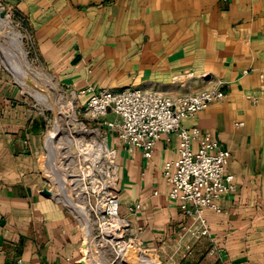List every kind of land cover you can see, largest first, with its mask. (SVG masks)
Here are the masks:
<instances>
[{
  "label": "crops",
  "instance_id": "crops-1",
  "mask_svg": "<svg viewBox=\"0 0 264 264\" xmlns=\"http://www.w3.org/2000/svg\"><path fill=\"white\" fill-rule=\"evenodd\" d=\"M0 1L23 19L56 80L76 92L140 88L176 97L222 87L224 100L183 121L209 130L232 154L228 171L237 187L221 199V212L205 209L210 233L185 236L191 218L169 198L162 172L178 156L175 133L162 137L151 158L111 135L120 215L169 264H264V0ZM4 64L0 264H84L73 217L44 193L42 125Z\"/></svg>",
  "mask_w": 264,
  "mask_h": 264
},
{
  "label": "built area",
  "instance_id": "built-area-1",
  "mask_svg": "<svg viewBox=\"0 0 264 264\" xmlns=\"http://www.w3.org/2000/svg\"><path fill=\"white\" fill-rule=\"evenodd\" d=\"M19 19L20 24L25 25L23 19ZM26 34L30 47L34 50L33 36L30 32ZM74 94L73 97L76 98L87 97L83 105L77 102L78 114L95 121L96 124L90 129H87L83 120L77 124L84 132H98L99 140L93 144L98 146L97 155L103 156L107 162L106 174H112L114 181L120 176V164L118 149L110 143L112 134H116L130 153L141 150L146 158L153 156L156 145L163 136L169 137L173 133L177 135L178 156L176 159L167 160L162 172L169 184L168 195L191 218L183 228L185 236L198 239L209 234L210 228L204 216L205 209L221 212V199L237 187L235 175L228 171L232 154L229 149L220 147L218 140L209 130L203 131L197 126L187 128L183 121L194 117L212 103L224 100L227 96L224 89L213 87L172 97L140 88L113 91L109 88L97 90L89 86L86 90ZM252 100L258 103L257 98ZM109 113H114L119 119H106ZM118 192L115 188L108 192L102 210L104 216L111 220V224L116 223V230L122 229L121 234L129 231L142 245L140 229L132 228L130 221L120 215ZM133 209L130 208L131 211ZM13 264H23V259H18Z\"/></svg>",
  "mask_w": 264,
  "mask_h": 264
},
{
  "label": "rangeland",
  "instance_id": "rangeland-1",
  "mask_svg": "<svg viewBox=\"0 0 264 264\" xmlns=\"http://www.w3.org/2000/svg\"><path fill=\"white\" fill-rule=\"evenodd\" d=\"M27 32L28 27L20 24L16 13L0 1V61L8 66L16 63L11 70L16 83L23 89L26 103L42 125L41 168L50 197L66 207L77 225L83 263L169 264L158 251L140 245L129 231L121 234L122 229L116 230V223L111 224L104 216L102 210L108 192L114 188L120 192V176L114 181L112 174H106L107 162L97 155L98 146L93 144L99 140L98 132H84L77 124L83 120L87 129L96 124L78 114L77 102L83 105L84 99L73 97L74 92H78L56 80L30 47ZM18 71L26 75V79L19 78ZM39 93L44 100L37 96Z\"/></svg>",
  "mask_w": 264,
  "mask_h": 264
},
{
  "label": "bare ground",
  "instance_id": "bare-ground-1",
  "mask_svg": "<svg viewBox=\"0 0 264 264\" xmlns=\"http://www.w3.org/2000/svg\"><path fill=\"white\" fill-rule=\"evenodd\" d=\"M3 24V23H2ZM19 38L21 37V36H18ZM26 58V57H25ZM9 60V59H8ZM26 61H27V59H26ZM11 62V61H10ZM14 66H16V63H11L10 65H9V68L13 71V67ZM17 66H18V64H17ZM17 73H20V76H19V78L21 77V79H26V75H23L22 74V72L21 71H18ZM40 94V93H39ZM39 94H37V96H39V98H41V99H43L44 100V96H42L41 94L39 95ZM70 141V140H69ZM90 240V239H89ZM91 242V241H90ZM132 254V253H131ZM135 258V257H134ZM124 259H126V258H124ZM128 259V258H127ZM141 259V258H140ZM140 259H136L137 261H139L140 262ZM151 264V263H150Z\"/></svg>",
  "mask_w": 264,
  "mask_h": 264
},
{
  "label": "water",
  "instance_id": "water-1",
  "mask_svg": "<svg viewBox=\"0 0 264 264\" xmlns=\"http://www.w3.org/2000/svg\"><path fill=\"white\" fill-rule=\"evenodd\" d=\"M44 193H45V195L50 196L49 191L46 190Z\"/></svg>",
  "mask_w": 264,
  "mask_h": 264
}]
</instances>
